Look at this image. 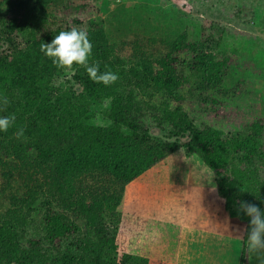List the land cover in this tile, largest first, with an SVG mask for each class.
Wrapping results in <instances>:
<instances>
[{
	"label": "trees",
	"instance_id": "16d2710c",
	"mask_svg": "<svg viewBox=\"0 0 264 264\" xmlns=\"http://www.w3.org/2000/svg\"><path fill=\"white\" fill-rule=\"evenodd\" d=\"M96 1L0 0V94L9 99L0 115L16 116L0 133V264H178L184 227L227 233L235 224L244 241L240 201L264 208V117L235 101L248 82L228 87L240 56L224 28L204 20L174 38L138 30L141 48L125 54L124 30L79 18ZM73 27L115 83L41 52ZM67 68L69 86L56 87ZM93 110L107 124L95 125ZM31 161L51 173L49 188L39 179L25 187ZM248 257L242 247L240 264Z\"/></svg>",
	"mask_w": 264,
	"mask_h": 264
},
{
	"label": "rangeland",
	"instance_id": "374dc122",
	"mask_svg": "<svg viewBox=\"0 0 264 264\" xmlns=\"http://www.w3.org/2000/svg\"><path fill=\"white\" fill-rule=\"evenodd\" d=\"M79 18L83 23H87L90 19L104 21L109 34L117 32L116 34L119 35L124 30V36L130 35L133 44V46L127 45L124 48L125 54L130 52L129 49L133 51L134 46H138L139 51L143 43L142 35L149 33L148 30H152L153 27H156L162 36L175 34L172 36L174 38L183 30L194 34L195 30H200L204 20L216 23L224 28L226 38L224 45L229 52L236 51L240 56L239 62L233 67L231 76L226 79L228 87L235 84L239 78L249 83L250 92L248 91L247 95L244 94V97H239L240 99H235V101L246 108L248 106L253 108L254 118L264 117V37L260 32L264 28V0H99L95 2L94 9L79 15ZM138 30L146 31L142 34ZM136 34L140 37L135 36ZM114 50L116 54H123V48L114 46ZM73 75V70L67 68L64 72L56 75L54 85L64 89L68 85L67 82L72 80ZM108 106L109 101L105 104V107ZM92 117L95 125L104 126L107 124V121L97 110L92 111ZM159 134L162 135L161 132ZM27 168H29V172L26 173V188H31L34 181L38 179L43 181L42 185L45 189L49 188L47 184L44 185V182L45 179L51 180V173L46 176L40 170L41 167L33 161ZM90 185L91 183H78L77 188L85 191L90 189ZM20 197L31 199L25 194ZM229 227L227 233L211 231L203 227L193 229L184 227L177 263L210 264L206 258L210 251L217 255L219 253L217 249L214 250L208 244L211 241H208L206 237L212 234L229 235V237L234 235L243 243V229L237 231L238 236L237 233H231L232 230L234 232L236 230L235 224H230ZM185 232H187L186 236ZM216 242L223 243L222 240ZM238 251L235 249V257H231L232 260L237 258ZM253 256L255 255L253 254ZM259 256L260 254L255 256L254 260ZM254 260L253 264H259Z\"/></svg>",
	"mask_w": 264,
	"mask_h": 264
},
{
	"label": "clouds",
	"instance_id": "9594fccd",
	"mask_svg": "<svg viewBox=\"0 0 264 264\" xmlns=\"http://www.w3.org/2000/svg\"><path fill=\"white\" fill-rule=\"evenodd\" d=\"M93 45L88 33L79 28L60 31L50 43L41 44V52L50 58L57 67H71L73 64L83 66L89 77L109 86L115 83L119 76L112 71L101 72L98 62H90ZM9 104L7 96L0 94V110ZM16 123L15 114L0 115V133H6ZM17 139H23L24 129L21 127L14 133ZM243 213L249 218L248 230L243 241V247L249 255L264 253V208L254 203L240 201L237 214Z\"/></svg>",
	"mask_w": 264,
	"mask_h": 264
},
{
	"label": "crops",
	"instance_id": "0c3cea01",
	"mask_svg": "<svg viewBox=\"0 0 264 264\" xmlns=\"http://www.w3.org/2000/svg\"><path fill=\"white\" fill-rule=\"evenodd\" d=\"M207 240L211 241V243H208L210 247H213V249L218 250V255L216 253H209V255L206 256V258L209 260L210 264H240L241 259V252H242V240L238 239L237 236L229 237L226 235H215L212 234ZM217 240H222L223 243L218 244L219 242H216ZM213 241V243H212ZM215 243V244H214ZM212 245V246H211ZM235 249H238V260L235 258L234 260L231 259V257H235ZM212 250V251H214ZM216 254V255H215ZM255 256H258V254H254ZM264 253H261L259 257H256L252 255H249L248 257V264H253L256 261L259 264H264L263 256Z\"/></svg>",
	"mask_w": 264,
	"mask_h": 264
}]
</instances>
